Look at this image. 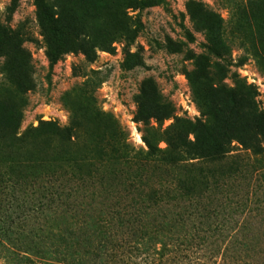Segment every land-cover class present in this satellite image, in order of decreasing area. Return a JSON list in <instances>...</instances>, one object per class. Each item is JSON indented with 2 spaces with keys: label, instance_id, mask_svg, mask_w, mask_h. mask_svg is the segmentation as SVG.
<instances>
[{
  "label": "rangeland",
  "instance_id": "obj_1",
  "mask_svg": "<svg viewBox=\"0 0 264 264\" xmlns=\"http://www.w3.org/2000/svg\"><path fill=\"white\" fill-rule=\"evenodd\" d=\"M141 1L123 5L124 27L142 23L133 44L114 43L89 62L72 42L52 62L34 0H0V36L13 33L0 42V120L18 136L29 132V144L49 138L46 124L115 143L116 121L135 151H146L148 133L163 149L161 135L147 128L162 131L174 116L184 129L210 121L204 150L224 133L255 137L254 113L264 110V0H154L143 8ZM117 10L108 13L115 18ZM227 91L238 93V111ZM139 106L146 123L135 118ZM232 140L237 172L218 157L202 165L110 161L93 187L69 175L35 183L43 163L30 161L29 151L0 148V264H264V157ZM179 181L193 184L191 200L174 198ZM239 199L237 217L249 200L251 233L229 237L222 223Z\"/></svg>",
  "mask_w": 264,
  "mask_h": 264
},
{
  "label": "trees",
  "instance_id": "obj_2",
  "mask_svg": "<svg viewBox=\"0 0 264 264\" xmlns=\"http://www.w3.org/2000/svg\"><path fill=\"white\" fill-rule=\"evenodd\" d=\"M126 1L34 0L40 10L38 22L41 35L47 45L46 54L49 60L55 62L61 53L71 51L70 49H73L72 42L78 45L89 62L95 61L97 51H113L114 43L133 44L139 28L142 27V23L137 21L136 27L130 29L122 25V18H126L127 16L124 13L123 7ZM156 1L158 2V0ZM149 3H154V0H144L140 4L143 8L148 6ZM112 8L118 9L115 18L108 13ZM12 34V32L8 34L5 30L0 36V42L5 38H9ZM207 49L216 54V56H220L223 52L222 48L215 45L207 46ZM260 53L259 62L263 66L264 49H261ZM227 93L231 98L232 107L235 111H238V93L236 91H227ZM222 104H224V100L221 96L218 105L221 106ZM146 114L148 113L139 106L135 118L137 121L146 123ZM170 115L172 116V113L169 112L163 115V118ZM254 117L255 137L254 135L246 137L239 135V137L235 138L231 137L229 133H224L223 139L216 142L211 141V149L204 150L200 143L202 142V137L210 138V121L206 118L204 121H196L192 124L187 123L186 129H184V127L179 126L181 119L174 116L173 123L162 131L158 132L153 127L147 128L148 131H155V135H161L159 138H162L161 140L166 143V147L163 149L159 148L157 142L160 139L153 140L151 138L152 134L148 133V137H144L146 151H140V149L135 151L131 144L126 142L125 132L122 131L116 121H114L115 128L111 131L110 135H119L118 138H122V140L118 139L115 143L111 140L101 145L102 141L95 142L94 144L88 137H85L83 133L77 130V127L71 124L65 127L46 124L47 127H51L52 129L49 138L38 143L30 141L29 144L27 143L29 132L25 131L22 135L18 136V133L12 132L11 128L0 120V148L12 149L13 152L17 150L19 153L22 151L27 153L29 151L30 161L43 163L44 167L47 168L43 175L37 177L35 183L42 180L48 185L51 179L55 181L57 178L69 175V178L75 179L78 183L87 181L88 183L91 182V187L93 185L98 186L102 183L100 180V169L105 167L108 162L117 161L119 163L130 164L135 159H148L152 157L168 162L170 165L190 159H198L197 161H200V165H202L210 163L215 157L224 160L226 158L229 163L227 171L237 172L239 170V160L236 155L231 154L234 147L232 145L233 138H238L237 142L243 149L250 151L252 155L264 157V110L260 111L257 108ZM189 134L193 135L192 140L188 138ZM50 163H54V166H48ZM7 179L9 180L10 178L8 177ZM12 181L17 183L15 180ZM37 187H41V185ZM37 187L35 185L34 188L37 189ZM175 192L177 193V197L174 198L184 201L191 200L194 196L193 184L179 181L177 188L171 191L173 195H175ZM153 197V203L160 201L157 195L153 194ZM81 199H75V201L79 202ZM240 200L235 201L237 208L233 209L229 219L222 223L223 228H228L229 237H243L241 231L243 229H250V225L245 224L247 213L249 211L250 214L252 213V209L247 207L249 200L241 204V206H244V209L240 214L243 215L237 217V212L240 211L238 208L240 207ZM256 210H259V208H256ZM250 233L245 235V237H251Z\"/></svg>",
  "mask_w": 264,
  "mask_h": 264
}]
</instances>
